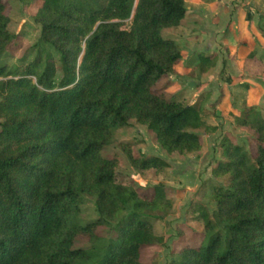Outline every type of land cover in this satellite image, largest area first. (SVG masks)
Instances as JSON below:
<instances>
[{
    "label": "trees",
    "instance_id": "16d2710c",
    "mask_svg": "<svg viewBox=\"0 0 264 264\" xmlns=\"http://www.w3.org/2000/svg\"><path fill=\"white\" fill-rule=\"evenodd\" d=\"M6 9L0 0V58L16 38ZM185 13V0H42L34 60L0 64V264H144V249L164 248L153 222L176 209L167 186L118 181L117 154L102 151L131 121L167 156L198 153L217 132L203 104L155 91L182 60L162 31L179 27ZM197 66L206 73L215 58L200 56ZM231 114L253 131L254 148L221 139L211 178L186 211L203 227L201 242L169 264H264V111ZM131 145L119 146L137 170L169 168L158 156L134 157ZM86 196L97 217L82 225ZM100 228L114 235L102 238ZM79 238L89 246L75 248Z\"/></svg>",
    "mask_w": 264,
    "mask_h": 264
},
{
    "label": "rangeland",
    "instance_id": "374dc122",
    "mask_svg": "<svg viewBox=\"0 0 264 264\" xmlns=\"http://www.w3.org/2000/svg\"><path fill=\"white\" fill-rule=\"evenodd\" d=\"M4 2L7 7L6 15L10 20L8 29L16 38L0 58V64H7L8 66L28 64L36 56L40 27L34 22V18L42 0H4ZM262 27L258 16L255 13L251 14L246 9H242L237 21L232 23L229 33L236 42L233 44L235 46L232 50L240 64H247L254 60H262L264 64V32L259 29ZM173 32V28L163 30L162 36L174 40ZM179 38L181 40V36ZM228 51L231 53V50ZM263 64H257L255 61L252 70L257 79L252 81L235 79L232 74L229 75V70L226 68L219 76L220 80H211L207 93L197 96L196 90L201 86L197 84L199 79L192 74L187 80L184 78L188 71V63L182 59L175 68L176 75L179 77H164L155 86L157 93H164L167 99L181 102L183 105L197 106L204 101L203 105H206L207 110L211 112L209 122L210 125L217 127V132L213 136H209L208 139L204 137L201 151L192 155L198 163L201 160L205 162L204 167L201 165V171L203 168L204 172L190 173L186 164L190 157L187 155H165L158 148L154 136L148 132L145 126L139 125L135 121H131L128 127L113 130V144L103 149L102 154L108 158L117 154L120 165L117 174L118 181L125 184L135 182L144 190L162 183L167 186L168 195L176 205V209L164 220L153 222L155 234L162 236L165 240L164 248L144 249L141 252L142 263L169 264L172 254L180 248L198 245L201 242L202 225L186 220L189 204L203 184V181L199 178L197 180L196 176L200 174L198 177H202L206 173V177L211 178L209 168L212 169L215 161L219 158L218 145L226 134L236 137L240 143L247 142L251 148H254L253 131L238 127L231 113H241L251 107L264 111V76L261 74L264 69ZM217 84L218 88L215 86ZM213 92L216 94V101L215 104L211 105L208 100ZM124 143L132 144L131 152L134 157L151 155L163 158L167 156L171 163L170 169L167 168L161 172L137 170L132 166L127 152L119 146ZM223 181L224 179L215 180L219 184L224 183ZM96 217L95 200L88 196L84 197L80 207V224L84 225ZM113 235V229H99V236L102 238L108 239ZM88 246V241L85 238H79L75 244V248Z\"/></svg>",
    "mask_w": 264,
    "mask_h": 264
},
{
    "label": "crops",
    "instance_id": "0c3cea01",
    "mask_svg": "<svg viewBox=\"0 0 264 264\" xmlns=\"http://www.w3.org/2000/svg\"><path fill=\"white\" fill-rule=\"evenodd\" d=\"M185 8L184 19L179 27L173 28L172 37L180 46L182 59L188 63V71L184 78L187 80L190 78V74H192V76H197L199 79V83L197 84L201 86L196 90L197 96L207 93L211 80H220L219 76L226 68V70H229V75L232 74L235 79L245 81L257 79L252 70L254 69L253 65H255V61L257 64H263V61L254 60L247 64H240L233 55L232 48L236 42L229 31L232 23L237 21V17L242 9H246L251 14L255 13L258 16L260 26H263L259 29L264 32V0H185ZM179 36H181V40ZM228 50H231V53ZM200 56L215 58V67L207 69L206 73H202L197 66ZM176 73L175 70L172 75L165 77H179ZM261 74L264 76V69ZM215 86L218 88V84ZM215 95L214 92L210 94L211 98L208 101L211 105L215 104ZM203 102L199 104H203ZM203 106L207 109L206 105ZM209 119L208 123L210 124ZM208 137L205 136L207 139ZM192 155H196V153L187 155L190 157L186 163L188 171L190 173L195 171L199 173L204 172L203 168L201 171V165L204 167L205 162L199 160L200 162L198 163ZM172 157L169 158L172 159ZM162 159L171 165L167 156ZM209 171L211 172V168H209ZM195 173L193 174L194 176ZM198 176L200 174L196 176V179L198 180L199 178L203 182L209 179L206 177V173L202 177Z\"/></svg>",
    "mask_w": 264,
    "mask_h": 264
}]
</instances>
